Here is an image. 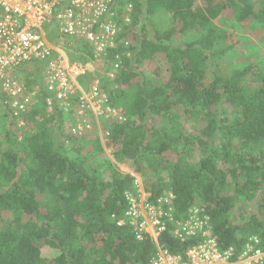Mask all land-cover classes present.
<instances>
[{
  "label": "trees",
  "instance_id": "16d2710c",
  "mask_svg": "<svg viewBox=\"0 0 264 264\" xmlns=\"http://www.w3.org/2000/svg\"><path fill=\"white\" fill-rule=\"evenodd\" d=\"M130 1L133 26L161 10L171 24L150 37L136 30L116 86H103L127 116L109 127L113 159L142 177L150 200L172 193L177 218L201 206L220 248H241L257 236L264 249V66L220 75L227 50L211 24L221 17L264 28V0ZM195 27L198 38L175 43ZM148 63L149 77L141 71ZM24 119L31 129L15 137L13 148L0 149V264H150L157 247L175 255L191 247L193 241L181 242L169 229L156 244L117 223L133 177L113 170L105 180L89 169L82 149L67 151L83 138L63 140L61 112H48L41 99ZM194 145L203 154L190 165L180 153ZM40 244L57 254L43 256Z\"/></svg>",
  "mask_w": 264,
  "mask_h": 264
},
{
  "label": "built area",
  "instance_id": "2783aa9c",
  "mask_svg": "<svg viewBox=\"0 0 264 264\" xmlns=\"http://www.w3.org/2000/svg\"><path fill=\"white\" fill-rule=\"evenodd\" d=\"M132 14L130 0H0V113L23 128L25 114L43 99L48 112H61L66 143L94 133L106 144L109 127L127 120L103 86H116L122 58L132 54ZM130 175L133 189L124 193L127 208L117 223L132 227L137 240L157 244L169 229L179 241H193L183 255L157 247L150 264H264L257 236L222 249L201 206L177 218L172 193L150 200L142 177Z\"/></svg>",
  "mask_w": 264,
  "mask_h": 264
},
{
  "label": "rangeland",
  "instance_id": "374dc122",
  "mask_svg": "<svg viewBox=\"0 0 264 264\" xmlns=\"http://www.w3.org/2000/svg\"><path fill=\"white\" fill-rule=\"evenodd\" d=\"M171 24V16L164 10L157 12L150 18H142L141 23L134 26L139 34L145 32V35L151 36L154 31L163 32L169 28ZM212 26L219 30V33L224 35L220 44L227 50L225 55L219 59V74L228 76L232 70L236 68H243L249 64H257L264 66V28L258 27L253 21L248 20L244 23L238 24L230 19L216 18L211 22ZM201 29L198 27L192 28L180 35L176 44H184L195 40L201 34ZM103 70L102 66H99ZM153 69L152 64H143L141 71L145 76H150ZM100 75L101 73H96ZM194 123H189L184 126V129L193 130ZM31 129V126L26 122L25 127L20 128L14 122H11L4 115L0 113V149H6L9 146L13 148L17 145L15 137L21 139L26 132ZM9 133V138L7 137ZM214 144L220 142V136L215 137ZM73 146L67 145V151L71 149H82L88 167L92 172L97 173L101 178L107 180L113 170L121 173L134 172L131 166L115 162L112 156L111 149L103 144V141L94 133L87 135ZM99 142V143H96ZM99 145V147L97 146ZM203 150L194 145L191 148L187 147L181 150L180 156L185 163L196 165L198 159L202 156ZM135 173V172H134ZM199 206V205H198ZM253 205H249L246 209L251 210ZM233 215L239 220V211L236 209ZM250 237V236H249ZM248 237V238H249ZM260 240V239H259ZM41 254L45 257H51L57 254V251L44 244H40Z\"/></svg>",
  "mask_w": 264,
  "mask_h": 264
}]
</instances>
